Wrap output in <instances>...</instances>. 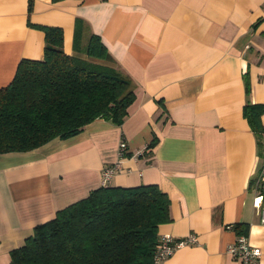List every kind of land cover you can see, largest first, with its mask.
Masks as SVG:
<instances>
[{
	"label": "crops",
	"instance_id": "1",
	"mask_svg": "<svg viewBox=\"0 0 264 264\" xmlns=\"http://www.w3.org/2000/svg\"><path fill=\"white\" fill-rule=\"evenodd\" d=\"M27 6L0 0V87L22 58L43 56L37 26L46 25L60 27L64 52L81 58L98 36L135 99L119 125L96 118L72 136L0 153V264L37 224L98 188L117 160L109 186L157 184L167 194L171 220L158 236H197L161 264H239L226 250L239 233L233 224L248 226L264 264L250 186L264 181V139L259 148L243 113L247 102L264 104V0H33L30 14Z\"/></svg>",
	"mask_w": 264,
	"mask_h": 264
},
{
	"label": "trees",
	"instance_id": "2",
	"mask_svg": "<svg viewBox=\"0 0 264 264\" xmlns=\"http://www.w3.org/2000/svg\"><path fill=\"white\" fill-rule=\"evenodd\" d=\"M37 27L44 32L43 56L22 58L12 80L0 87V153L72 136L96 118L119 125L135 99L131 80L106 62L98 36H90L86 59L64 52L60 27ZM245 84L249 92L246 77ZM243 113L261 148L264 104L247 102ZM155 142L153 137L147 147ZM260 184L258 176L250 181L254 188ZM170 220L169 198L157 184L100 185L37 224L10 251V264H151L158 226ZM234 228L247 234L246 224Z\"/></svg>",
	"mask_w": 264,
	"mask_h": 264
},
{
	"label": "built area",
	"instance_id": "3",
	"mask_svg": "<svg viewBox=\"0 0 264 264\" xmlns=\"http://www.w3.org/2000/svg\"><path fill=\"white\" fill-rule=\"evenodd\" d=\"M126 150L127 145L125 141H120L119 158L125 155ZM119 170H121L119 160L103 167L101 170V185H107L112 176ZM259 180L262 184L257 186L255 190L256 198L261 204L260 221L264 223V181H262V177H259ZM227 227H234V224L228 225ZM196 242L197 236L192 232L180 238H177L170 233H163L158 236V244L151 264H161L165 258L172 255L178 248ZM226 250L235 260L239 262V264H259L261 250L259 247L250 243L247 234L237 233L236 238L232 243L227 245Z\"/></svg>",
	"mask_w": 264,
	"mask_h": 264
}]
</instances>
